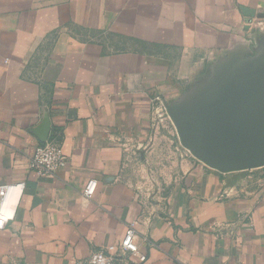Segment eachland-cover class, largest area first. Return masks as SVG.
<instances>
[{
	"label": "crops",
	"instance_id": "crops-1",
	"mask_svg": "<svg viewBox=\"0 0 264 264\" xmlns=\"http://www.w3.org/2000/svg\"><path fill=\"white\" fill-rule=\"evenodd\" d=\"M260 19L264 0H0V185L23 184L0 264H74L131 222L143 264H264V166L191 154L163 185L142 174L154 100L191 105L232 61L264 70ZM45 115L67 157L56 175L29 166Z\"/></svg>",
	"mask_w": 264,
	"mask_h": 264
},
{
	"label": "water",
	"instance_id": "water-1",
	"mask_svg": "<svg viewBox=\"0 0 264 264\" xmlns=\"http://www.w3.org/2000/svg\"><path fill=\"white\" fill-rule=\"evenodd\" d=\"M239 67L225 65L214 89L193 104H165L181 145L220 172L264 166V70L241 73ZM49 131L45 115L33 132L43 143Z\"/></svg>",
	"mask_w": 264,
	"mask_h": 264
},
{
	"label": "built area",
	"instance_id": "built-area-1",
	"mask_svg": "<svg viewBox=\"0 0 264 264\" xmlns=\"http://www.w3.org/2000/svg\"><path fill=\"white\" fill-rule=\"evenodd\" d=\"M255 26L260 30H264V19L257 20ZM157 100L161 104L160 110L167 114L163 101L159 98L154 101ZM66 165L67 157L62 150L60 139L56 136L47 137L45 142L36 145L29 157V166L40 175H56ZM96 185L97 181L95 179L88 180L82 190V195L85 198H91ZM10 189L16 190L17 199L15 204L6 203L7 193ZM22 189V183L0 185V229L14 219ZM121 260H130L135 264H143L146 261V255L138 249L137 230L134 222L127 225L118 243L93 251L87 259L77 260L74 264H119Z\"/></svg>",
	"mask_w": 264,
	"mask_h": 264
},
{
	"label": "rangeland",
	"instance_id": "rangeland-1",
	"mask_svg": "<svg viewBox=\"0 0 264 264\" xmlns=\"http://www.w3.org/2000/svg\"><path fill=\"white\" fill-rule=\"evenodd\" d=\"M154 103L153 110L155 113L153 118L155 119V125L153 133H155L156 148L150 156V162H153L155 168L147 169L144 167L142 168V174L146 178H150L154 184L163 185L166 181L174 179L182 173V160L187 156L189 157L191 153L181 145L172 120L168 114L160 110V102L157 100ZM139 158L138 154L135 155V162L138 164L140 162ZM138 171H141V169H138Z\"/></svg>",
	"mask_w": 264,
	"mask_h": 264
},
{
	"label": "bare ground",
	"instance_id": "bare-ground-1",
	"mask_svg": "<svg viewBox=\"0 0 264 264\" xmlns=\"http://www.w3.org/2000/svg\"><path fill=\"white\" fill-rule=\"evenodd\" d=\"M17 199V193L16 190L14 189H10L7 193V197H6V203H10V204H15Z\"/></svg>",
	"mask_w": 264,
	"mask_h": 264
}]
</instances>
